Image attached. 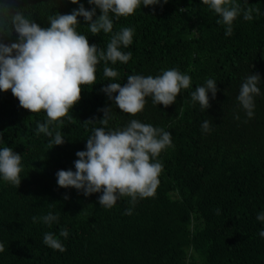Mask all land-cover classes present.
<instances>
[{
    "label": "trees",
    "instance_id": "16d2710c",
    "mask_svg": "<svg viewBox=\"0 0 264 264\" xmlns=\"http://www.w3.org/2000/svg\"><path fill=\"white\" fill-rule=\"evenodd\" d=\"M236 3L242 10L260 11L251 21L242 11L232 36H225L226 26L216 22L221 18L201 0L141 3L134 14L119 19L109 13L113 29L108 34L92 35L78 17L77 33L98 51L106 52L114 33L132 28V44L120 47L132 56L127 63L96 65V83L82 85L81 99L63 123L50 126L53 133L61 132L62 145L50 149L51 138L37 134V122H46V113H30L10 90L0 92V149L8 146L20 154L22 167L18 187L0 178V264H264V238L258 235L264 221L256 219L264 213V0ZM80 4L94 7L88 0H0L8 13L21 11L41 27L50 26V16L70 14ZM3 42H17V35ZM105 66L118 76L106 78ZM169 69L189 75L191 84L168 107L154 105L148 96L143 111L132 116L101 91L108 83L123 86L129 75L155 78ZM252 74L260 76V94L253 97L249 119L237 97ZM208 79L216 81L217 92L214 98L208 93L204 110L191 93ZM105 107H110L107 126L98 121ZM133 119L171 133V146L153 161L163 165L153 197L138 198L134 205L130 197H119L105 208L98 203L102 193L85 196L57 185L59 170L75 171V154L86 150L94 128L123 130ZM205 120L209 132L202 130ZM129 208L132 214L125 215ZM49 213L58 217L51 226L39 219ZM63 229L67 239L60 236ZM48 232L66 251L43 243Z\"/></svg>",
    "mask_w": 264,
    "mask_h": 264
},
{
    "label": "clouds",
    "instance_id": "9594fccd",
    "mask_svg": "<svg viewBox=\"0 0 264 264\" xmlns=\"http://www.w3.org/2000/svg\"><path fill=\"white\" fill-rule=\"evenodd\" d=\"M77 4L78 0H70ZM168 0H88L94 5L86 10L83 4L70 14L50 16L48 27H41L33 20L26 18L21 12L10 14L7 7L0 5L3 15L0 16V92L11 91L19 106L30 113H46L44 123L37 122V134L50 137V149L62 145L64 137L60 131L53 133L51 125L59 127L69 110L81 99V86L96 83V65L100 61H117L127 63L131 52L123 53L120 47L127 48L132 44L134 30L122 28L114 33L105 51H98L94 44H89L85 35L78 34L76 26L78 17H83L92 35L111 33L113 20L134 14L141 6H153L167 3ZM210 10L221 19L217 24L225 27V36L233 35V21L243 11L245 21L253 20L252 13L259 14V8L241 9L236 0H201ZM100 15L96 16V9ZM95 17V19H93ZM13 32L17 42L4 43L3 38H10ZM103 74L106 78L115 79L118 72L105 66ZM259 74H252L244 80L240 87L237 100L246 111L249 119L254 116L255 95L260 94L258 83ZM191 77L176 69L163 70L155 78L151 75H129L127 83H108L102 88L110 100L114 99L117 108L126 114L135 116L143 111L145 97L151 96L154 105L168 107L175 103L181 89H188ZM216 95V81L208 79L205 86H199L191 93L192 101L198 102L201 109L209 107V96ZM118 93L113 98L112 94ZM103 118L98 120L107 126L110 107L102 109ZM239 119L238 116L235 117ZM86 123L93 120L85 121ZM204 132L210 131V123L205 120L202 124ZM171 133L163 128H154L151 124L131 120L123 130L105 131L104 127L94 128L93 134L87 139L86 150L77 151L78 159L74 161L75 171L59 170L56 173L57 185L61 188H74L82 191L85 196L102 193L98 203L105 208H112L119 197H130L133 205L138 198L153 197L160 183L159 176L163 171L162 163L156 161L162 150L171 146ZM21 155L5 146L0 149V178L4 182L19 186ZM67 199V197H65ZM125 215H131L132 209H126ZM37 222V217H33ZM42 221L51 226L58 217L49 213ZM258 221H264V213H258ZM67 229L60 231V236L67 239ZM258 235L264 238V230ZM43 243L53 250L66 251L60 240L52 233L44 234ZM4 245L0 243V252Z\"/></svg>",
    "mask_w": 264,
    "mask_h": 264
}]
</instances>
